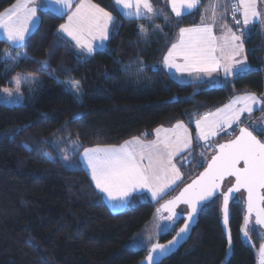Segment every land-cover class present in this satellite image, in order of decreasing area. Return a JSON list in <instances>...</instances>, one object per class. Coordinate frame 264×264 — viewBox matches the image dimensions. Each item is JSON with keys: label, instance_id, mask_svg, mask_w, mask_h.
Segmentation results:
<instances>
[{"label": "trees", "instance_id": "1", "mask_svg": "<svg viewBox=\"0 0 264 264\" xmlns=\"http://www.w3.org/2000/svg\"><path fill=\"white\" fill-rule=\"evenodd\" d=\"M15 1L0 0V11ZM94 1L115 22L106 47L93 53L59 32L65 16L50 8L39 10L40 23L23 45L0 38V91L12 85L18 70L43 80L34 99L0 103V264H137L149 248L136 246L134 239L154 219L160 227L154 242L168 240L182 224L158 212L176 191L156 202L136 198L128 209L113 212L81 164V151L180 121L192 125L237 92H264V33L258 24L244 39L247 69L222 83L181 82L162 58L179 29L199 21L208 0L181 18L164 0H152L167 13L153 19L125 18L114 0ZM76 82L77 93L71 88ZM255 113L264 117V104ZM237 125L220 141L232 137L229 131ZM253 130L264 141V131ZM77 139L81 148L69 164L64 155ZM208 154L191 164L201 170ZM189 165L184 181L194 175ZM240 195L231 204V254L219 197L203 208L187 244L160 264H259L263 233L254 225L246 237L242 233Z\"/></svg>", "mask_w": 264, "mask_h": 264}, {"label": "snow or ice", "instance_id": "2", "mask_svg": "<svg viewBox=\"0 0 264 264\" xmlns=\"http://www.w3.org/2000/svg\"><path fill=\"white\" fill-rule=\"evenodd\" d=\"M29 2L30 0H25L24 3L13 5L7 17L0 14V28L4 29L7 40L13 44L24 41L29 32V25L36 16L37 9L29 7ZM55 3L64 9L72 7V0H55ZM114 3L126 15L137 18L154 11L151 0H114ZM170 3L173 12L179 17L186 11L197 8L199 0H170ZM217 6L218 3L213 4V22L216 19ZM224 7L227 11V6ZM232 9L233 17L236 12H242L244 25L255 22L260 16L256 0H236ZM112 22L113 16L110 12L91 3V0H81L75 11L68 16V23L61 25L60 29L72 37L78 47L92 53L95 50L93 41L107 39L108 25ZM236 23L240 24L241 21L237 20ZM213 26L214 24L202 23L192 28H181L180 40L169 50L164 59L165 66L181 73H211L223 68L226 76L230 74L234 65L242 63L234 59L239 51H242L241 37L235 34L225 35L223 43H218L213 34ZM141 31L144 32L143 26ZM228 31L231 33L230 29ZM178 59L182 62H177ZM238 70L243 71L245 68ZM19 78L18 75L17 82ZM73 87L75 91H79L78 82ZM4 91L8 92L9 89L5 88ZM257 102L258 98L254 94L237 96L224 109L212 114V120L207 116L197 120L195 123L199 129V138L208 140L210 136L217 134V128L239 122L241 115L245 113L250 117L253 105ZM254 127L264 131V122L254 123ZM155 131L157 139L154 141L145 142L134 137L119 146H97L84 150L83 159L90 170L95 187L107 194L114 202L113 207H124L133 193L143 189L150 190L154 197L158 196L179 177L178 169L172 160L177 153L191 145L187 128L178 123L174 129L161 127ZM162 132L163 136L160 135ZM218 147L219 154L212 158L199 179L188 185L174 200L162 206L170 213L167 219L176 215L175 205L182 201L191 206V212L188 214V219L191 220L199 202L213 196L220 188V181L226 176H232L235 177V185L224 194L225 220L229 197L233 191L244 188L248 193L246 224L255 212L256 224L264 225V194L261 193V190H264V142L258 140L248 128H241L240 136L235 141L220 144ZM241 162L243 167L238 166ZM169 174H172L171 178ZM188 227V224H185L180 233L186 232ZM174 243L175 241H169L168 245ZM170 250L168 246L156 243L151 252L158 251L160 255H164ZM260 255L264 264V245L261 246ZM147 259L154 262L153 255H149Z\"/></svg>", "mask_w": 264, "mask_h": 264}, {"label": "rangeland", "instance_id": "3", "mask_svg": "<svg viewBox=\"0 0 264 264\" xmlns=\"http://www.w3.org/2000/svg\"><path fill=\"white\" fill-rule=\"evenodd\" d=\"M47 1L49 3H51L48 6L50 9L60 10L61 12H58V13H61V15L65 16V21L61 25L68 23V16L71 15L76 9V7H74V5H73V0H72V7L70 9H64L61 5L56 4L55 0H47ZM208 1H209V7L206 4V5H204L203 9H205V12H208V14H209L210 13V6H211L210 4H211L212 0H208ZM217 1H219V0H217ZM24 2H25V0H16L13 4L9 5L3 11H0V14H5V16L7 17V15H9L11 13L13 5H16L18 3H24ZM164 2H165V5L169 8L170 13L175 18H181L182 16H184L183 14L181 16H179V17L175 15V13L173 12V10H172V8L170 6V4H171L170 0H164ZM91 3L95 4L92 1H91ZM54 5H55V8H53ZM98 5H99L100 8L104 9L105 11L110 12L107 9H105L104 7H102L100 4H98ZM152 7H154L153 8L154 11H153V13H149V14L146 15V17L148 19H153V18H155L158 15L165 16L167 14L165 12L164 8L155 7L153 5H152ZM256 7H257L258 12L260 13V16H259L258 19L255 20V22L259 23L260 20H261V22L259 24L262 27L263 33H264V0H256ZM112 16L115 19V16L113 14H112ZM143 18H145V17H143ZM255 22H253V24L250 23L248 25H244L243 31L236 32V31L233 30V31H231V34H235L237 36H240L241 37V41L244 42L245 37L250 34L251 28H253ZM39 23H40V16H39V13H36V16L33 18L32 23L29 25V32L26 34L25 39L22 42L13 44L12 42L8 41L7 38H6V35H5V32H4L3 28H0V38L7 40L13 46L23 45L25 43V41L28 39V37L38 27ZM59 27H58V30H59ZM233 28L235 29V27H233ZM61 33L65 37L70 39L76 45V47L78 49H80V47L77 46L75 40H73L72 37L68 36L62 30H61ZM242 53H243V51H239V54L236 55L234 57V59L236 61H240L241 58H242ZM20 55L23 56V55H25V53L22 52V53H20ZM244 57H245V55H244ZM246 58H247V54H246ZM241 66L244 67V64L234 65L233 70H232V72H230V74H228L227 76L225 74L223 75V76L228 77V78H225V79L217 78L215 80L218 81L219 83H222L225 80L232 79L238 73L242 72V71L238 70L239 68H241ZM246 68L247 67H245V69ZM18 75H19L20 78H19V81L17 82L16 77ZM42 81H43L42 77L38 73L31 74V73H28L26 70H18V71H16L14 73V75H13V78H12V85H6V86L2 87V89L0 91V103H4V104H7V105H11V106L12 105H20V104L25 102L26 95H29L32 99H34L36 97L37 93H38V90L42 86ZM74 84L75 83L71 84V88L75 91V89L73 87ZM5 88L9 89V91L5 92L4 91ZM75 92L77 93V91H75ZM247 94H254L258 98V102H257V104L253 105V112H252L250 117H249V114H247V113L241 115L239 124H240V126H242V125L251 126L253 129L257 130L256 127H254V123L255 124H259L261 122H264L263 115L255 113L264 104V92L262 94H257V93H254V92H237V93L233 94L230 97L229 101L225 105H223L222 107H219L218 109H216L214 111L205 112V113H203V114H201L199 116H196L193 119V121H192V125L180 121V122H176L175 124L170 125V126H162L163 129H174L175 126L178 123H182L187 128V131H188V133H189V135L191 137V145H190V147L184 148L182 151L177 153L173 157V160H172L173 164H175V166H176V169H178L179 177L177 179H175L174 183L169 184L168 187L165 188V190L162 193H160L158 196L154 197L152 195L151 191L148 190V189H143V190H140L138 192L133 193L131 195V197L129 198V201L127 202V204L124 207H120V208L113 207V203L114 202L111 201L107 197V194H105V193L100 191L104 195L105 199L107 200L110 209L113 212H120V211H123L125 209H128L129 207H131L132 205L135 204V202H136L135 199L136 198H138L140 200H150V201H153V202L159 201L160 199H162L164 196L170 194L171 192L177 191L186 182H188L192 177L197 175L200 172V168L197 167L198 164L197 165L196 164H191V159H198L199 160V158H200V160H201L203 157H199V156H204V152H205V153H209L208 156H207V160H206V162H207L208 159L210 158L211 154H213L215 152L214 145L219 143L220 139L224 138V135L226 134V132L229 129L233 128L236 123H232L230 126L225 125V126H223L221 128H217L216 129V133L217 134L215 136H210V138L208 140H202V139L199 138V129L197 128L195 122L197 120H201L205 116H207L209 120H212L214 118L212 114L217 113V110L224 109L225 106L230 104L237 96H244V95H247ZM238 106L239 105H237V107ZM157 128H161V127H157ZM157 128H155V129H153L151 131L144 132L141 135L131 136V137L119 142V143L100 144V145H94V146L86 147V148H84L81 151V153L79 155V160L81 161V164H83L84 168L87 170V172L90 175V170L88 169V167H87V165H86V163H85V161L83 159V152H84L85 149L94 148V147H97V146H99V147L119 146V145L123 144L125 141L131 140L134 137H138L140 140L145 141V142L154 141V140L157 139V135H156V131H155ZM160 135L163 136L164 133L162 132ZM226 139H228V138H226ZM197 145H199V147H196ZM193 146H194V149L191 150V148ZM80 148H81V144H80V141L78 139H77V141L71 142L70 149L68 151L66 150L65 155H64L65 161L70 164L71 163L70 159L72 158V155H74L76 153V151H78ZM206 162H205V164H206ZM187 164H190L189 166L191 168L188 172H192V173H194V175L191 176V178H189L186 181H184V171H187ZM171 176H172V174H169V178H171ZM243 196L244 195L241 194L239 197H243ZM249 227H248L247 233L249 232ZM159 233H160V227H159V225H157V222L154 219L142 232H140L137 235V237H135L133 244H135L136 246H139V247L140 246H146V247L149 248L154 243V241L157 239Z\"/></svg>", "mask_w": 264, "mask_h": 264}, {"label": "water", "instance_id": "4", "mask_svg": "<svg viewBox=\"0 0 264 264\" xmlns=\"http://www.w3.org/2000/svg\"><path fill=\"white\" fill-rule=\"evenodd\" d=\"M241 128H248L249 131L252 132V134L261 142H264L260 136L257 134L256 131H254L253 129H251L249 126L247 125H242L239 130L236 132V134H234L231 138L225 139L220 141L219 143L215 144V152L213 154H211L210 158L208 159V161L206 162V164L204 165V167L200 170V172L195 175L194 177H192L188 182H186L182 187H180L171 197H169L168 199H166L163 204L161 205V207L159 208L160 213H164L165 214V219H167V217L170 215V213L164 209L162 206L164 204H166L168 201L170 200H174L176 197H178L180 195V193L186 188L188 187V185L192 184L193 181L199 179V177L201 176L202 173L205 172V170L208 168V165L211 163L212 158L216 155L219 154V145L220 144H227V143H231L232 141H235L239 136H240V129ZM239 167H243L244 164L243 162H241L239 165ZM235 185V177L232 176H226L222 181H220V188L216 191V193L209 197L206 200L200 201L199 204L197 205V209L196 212L193 214V217L191 220L188 219V214L191 212V206L189 204H186L184 202H178L175 205V213L176 215L172 217V221L177 222V220L182 219V224L180 225V227L175 231V233L166 241H156L154 242L150 247L149 250L146 254V256L139 261L137 264H160L162 263L164 260H166L167 258H169L171 255H173L174 253H176L177 251H179L184 245L187 244V242L190 240L193 231L195 229V227L197 226L198 222H199V218H200V214L203 210V208L205 206H207L208 204H210L211 202H213L215 199L221 197V214H222V226L225 232V236L228 242V251L229 254H231L232 252V248H233V238H232V232H231V227H230V221H231V204L232 202L237 198V196L239 194H243V198H244V222H243V226H242V233H245V231H248V227L250 225H254L256 227H258L262 233H263V242L261 244L264 245V225H258L256 224V217H255V212H253L252 217L250 219H248V222L246 224V218H248V208H247V197H248V193L247 190L244 188H241L239 191H233V193L231 194V196L229 197L228 200V211H227V219L225 220V213H224V194L228 192V189L233 187ZM261 193L264 194V190H261ZM262 206H264V204H262ZM185 208V212H182L181 210ZM185 224H188V230L184 233H180V229L183 228L185 226ZM180 233V235L178 236L177 234ZM248 234V233H247ZM247 234L245 235V237L247 236ZM169 241H175L174 244L172 245H168ZM156 243L162 244V245H166L168 246L171 250L169 252H167L164 255H160L159 252L157 251L156 253H152L151 249L152 246ZM261 246L259 248V253H258V263L262 264V257L260 255V249ZM149 255H153L154 256V262H149L148 261V256Z\"/></svg>", "mask_w": 264, "mask_h": 264}, {"label": "crops", "instance_id": "5", "mask_svg": "<svg viewBox=\"0 0 264 264\" xmlns=\"http://www.w3.org/2000/svg\"><path fill=\"white\" fill-rule=\"evenodd\" d=\"M91 1L94 2L96 5H98L97 2H95L94 0H91ZM80 2H81V0H73L74 7H76V5H78ZM228 2H229V0H219V1L212 0L211 4H210L211 6H210V13L209 14H208V12H205V9H203L202 16L199 18V21L197 23L192 24V25H188V26H184L182 28H192V27L200 26L202 23H204V24H214V26H213V34L217 38L218 43H223V37L225 35H231V33H229V31H228L229 29L231 31H233V30L236 31L233 28L234 27L233 24L228 21L229 20L228 19V12H229V5H228L229 3ZM214 3H218L219 4V6L216 7V19H215V22H213V18H212V11H213V4ZM49 4H51V3H49L47 0H30V2L28 3V6L29 7H36V9H37L36 13H39L40 9L49 8L48 7ZM200 4H201V0H199V5ZM206 4L209 7V1H207ZM199 5H198V7H199ZM225 5L227 6V11H225V7H224ZM170 6H171V4H170ZM53 8H55V5L53 6ZM197 8H194V9H192L190 11H186L185 13H183V15L195 11ZM118 9H119L120 13L122 14V16L125 17V18L139 19V18L146 17V16H142V17L137 18V17H134V16H128V15H126L124 13L123 10H121V8L118 7ZM54 11L61 12L60 10H56V9ZM240 18H241V22H242V20H243L242 12H240ZM114 22H115V19L113 17V22L108 25L107 39H108V36L110 34V31H111V28H112ZM260 22H261V20H260ZM259 23L255 22V24H258L260 26ZM251 24H253V23H251ZM241 25H242V30L236 31V32L243 31L244 24L242 23ZM59 31L61 33L60 27H59ZM107 39H105L103 41L98 40V39L93 41V46H94V49H95L93 52H95V51H97L99 49L105 48V46L107 45ZM179 40H180V29H179L178 33L176 34V36L174 37V39H173L172 43L170 44L169 48L167 49L165 55L162 58V62H161L163 67L169 72V74L173 78H175V79H177L178 81H181V82H195V81H203V80H215L217 78H221V79L222 78L223 79L228 78V77L223 76L224 75L223 68H221L218 71L211 72V73H203V72H200V73H196V72H193V73H188V72L181 73V72H177L174 68L169 69L168 67H166L165 64H164V59H165V57H167L169 50H171V48H172V45L178 43ZM241 42H242V51H243V53H242V58H241L240 61L242 62L241 64H244V68L245 67L248 68L249 63L247 62L248 60L246 58V53H245L246 52V48H245L244 42L243 41H241ZM80 49L85 50L83 48H80ZM244 55H245V57H244ZM177 62H182V61H180L178 59ZM241 67H243V66H241ZM238 123H236V124H238Z\"/></svg>", "mask_w": 264, "mask_h": 264}, {"label": "built area", "instance_id": "6", "mask_svg": "<svg viewBox=\"0 0 264 264\" xmlns=\"http://www.w3.org/2000/svg\"><path fill=\"white\" fill-rule=\"evenodd\" d=\"M235 3H236V0H229L228 19L235 25L236 31H240V30H242V25H241V23L240 24L236 23L237 20L241 21L240 12H236L235 13V17H233L232 5L235 4ZM238 129H239V125L236 126V130L235 129L234 130H230L229 133L231 135H234Z\"/></svg>", "mask_w": 264, "mask_h": 264}]
</instances>
